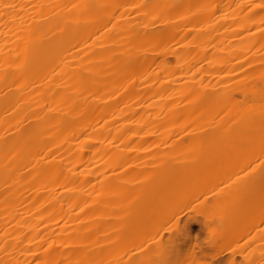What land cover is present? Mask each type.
Here are the masks:
<instances>
[{"label": "bare ground", "instance_id": "6f19581e", "mask_svg": "<svg viewBox=\"0 0 264 264\" xmlns=\"http://www.w3.org/2000/svg\"><path fill=\"white\" fill-rule=\"evenodd\" d=\"M186 255L264 264V0H0V264Z\"/></svg>", "mask_w": 264, "mask_h": 264}, {"label": "rangeland", "instance_id": "374dc122", "mask_svg": "<svg viewBox=\"0 0 264 264\" xmlns=\"http://www.w3.org/2000/svg\"><path fill=\"white\" fill-rule=\"evenodd\" d=\"M248 179H249L248 175H245L242 173H239L236 175V172H235V175L233 176V178L230 180H227V181L221 180V178H219V177L212 176L208 181H206V187H211L210 196H212L213 201H216V200H218V197H219V193H220L219 191L224 192L225 190H227V188L234 187V186H235V189L240 191L245 184L249 183ZM196 204L197 203L190 204L187 207L184 218H192L195 216V218L198 221L199 220L201 221L202 216L194 214V205H196ZM236 204L242 205V206H239L240 210L243 208L244 204H243V199L241 196H239L238 198H235L232 201L229 209L232 210L236 206ZM171 225L172 224H169V225H166L165 227L162 228V233H163L165 238H168V236H170L171 233H174L175 227L172 228ZM192 227L194 230V232H193V234H194L193 245L195 246L196 253L198 254L200 251H206L208 254L213 255L216 252V248L213 247L214 246L213 237L208 232H206L204 229H202L200 227V225L197 223H194ZM160 230H161V228H160ZM158 232H161V231H158ZM157 233H154L152 235V237L156 236ZM244 247H245V244L240 246V248H244ZM186 251H185V254H186ZM188 258H189L188 255H186V257L183 258L181 264H193V260H189Z\"/></svg>", "mask_w": 264, "mask_h": 264}]
</instances>
